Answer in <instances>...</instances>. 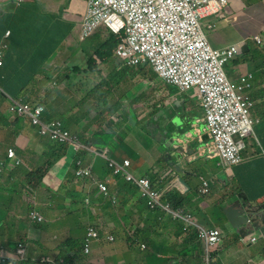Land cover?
<instances>
[{"label":"crops","instance_id":"1","mask_svg":"<svg viewBox=\"0 0 264 264\" xmlns=\"http://www.w3.org/2000/svg\"><path fill=\"white\" fill-rule=\"evenodd\" d=\"M3 4L7 7L0 17V28L4 31L0 34V45L5 42L4 33L10 32L11 35L7 40L9 50L4 57L2 70L0 166L11 164L7 156L10 149L15 151L23 166L13 172L4 170L1 176L0 244L6 246L11 235H26L27 240L35 241L41 247H30L31 254L33 251L42 253L32 254L34 259H37L36 255L56 257L62 243L72 236L71 228L74 226L64 219V212L67 208L70 212L82 208L79 205L71 206V202L55 201L61 190L67 187L68 176L74 173V160L67 151L61 157L62 148L54 149L51 141L42 137L28 122L16 124L9 108L12 100H23L30 106H43L45 123L61 122L79 139L80 133H83L91 141L95 134L103 131L104 136H111L112 143L118 145V149L112 148L116 149L113 157L120 163L130 161L133 175L159 176L160 191L181 192L190 205L189 213L196 216L199 223L203 218L200 224L205 229H219L222 232V246L215 264H264V227L260 234L253 232L247 236L259 237L257 242L242 245L222 213L223 208L236 201L238 196L253 204L264 205V0H228L221 13L202 20L206 36L214 48L240 46V52L226 66L228 79L238 85L242 76L248 73L253 76L245 94L254 103L251 117L258 122L254 125V134L246 139V147L241 153L242 163L228 173L224 171L205 133L201 105L194 101L195 95L198 100L196 90L189 94L192 103L188 104V100L184 102L186 114L173 131L160 134L158 138L154 134L151 137L144 133L140 118H146L147 113L149 117L152 113L146 112L143 99L148 87L145 74L130 75L129 69H124L115 60L101 63L99 59H94L97 62H90V49L78 46L85 2L57 4L54 0H5ZM211 23L215 24L214 29L208 28ZM257 37H260L261 43L257 42ZM75 49L80 51L73 54ZM90 63L95 67L90 68ZM85 80L96 86L86 89ZM92 94L99 98L96 103L91 102ZM103 100L105 105H99L98 102ZM184 103L178 102L177 107ZM132 113L136 114L137 121L132 127L126 126V114ZM156 113L159 114L156 122H159L162 113ZM149 137L157 144L152 148L146 142L144 149L153 150L143 151L141 145ZM164 138L165 141H162ZM161 142L168 146V150L160 154L163 157L170 155L172 163H168V159L166 162L156 160L154 151ZM86 158L84 163L89 156ZM54 162L56 165L49 167ZM177 163L178 172L175 168ZM201 179L209 184L208 195L200 194ZM39 181H42L41 187L37 186ZM28 185L36 192L37 210L48 222L44 227H34L27 220L30 208L25 201V193ZM81 190L79 187L75 193ZM212 191L218 197L211 195ZM224 193L228 194L227 199L221 198ZM134 213L141 211L135 209ZM105 214L100 206L94 207L93 216L100 219L101 225L115 227L113 219ZM212 214L223 227L214 225ZM71 217L74 221L78 220V215ZM178 225L184 227V231ZM160 227L164 234L156 235L154 230L152 235L156 240L154 250L158 254H163L168 248L172 249L173 256L178 257L180 264L201 263L203 246H200L198 254L192 249L193 242L184 245L190 239L186 232L188 228L176 224L169 216L160 222ZM98 247L114 249V252L101 258L91 256L90 262L93 264H110L108 259L114 255L119 257L117 264L124 263L125 245L102 244ZM136 262L139 263L138 260Z\"/></svg>","mask_w":264,"mask_h":264},{"label":"built area","instance_id":"2","mask_svg":"<svg viewBox=\"0 0 264 264\" xmlns=\"http://www.w3.org/2000/svg\"><path fill=\"white\" fill-rule=\"evenodd\" d=\"M86 1L88 10L82 22L81 39L91 36L102 24L114 31L127 28V36L120 45L118 54L121 57L128 55L134 62L147 60L151 55V63L166 83L178 86L183 91L197 90L202 99L201 106L214 148L226 163L237 165L243 143H235L232 137L235 133L245 137L252 130L249 114L253 104L243 94L249 86L248 79L252 76L247 74L241 78L239 85L232 84L226 75L225 66L239 53V47L233 45L222 49L213 48L202 26V20L221 13L227 1ZM18 113L30 117L34 124H39L42 110L32 111L30 108L19 107ZM43 133L46 134L47 131ZM48 134L74 152L85 150L98 155L95 149L82 146L77 138L63 131L60 124ZM76 175L89 178L92 176V167L80 169ZM128 180L132 178L128 177ZM99 187L101 192H107L106 186ZM32 219L42 221L35 214ZM200 236L209 248L215 247L219 242L218 232L206 233L201 230ZM24 253L20 247L19 255L22 258Z\"/></svg>","mask_w":264,"mask_h":264},{"label":"clouds","instance_id":"3","mask_svg":"<svg viewBox=\"0 0 264 264\" xmlns=\"http://www.w3.org/2000/svg\"><path fill=\"white\" fill-rule=\"evenodd\" d=\"M70 1H75V2H85L86 3V10L83 14V17H82V22H83V18L85 17L86 13H87V10H88V3L86 0H70ZM227 3H226V6L228 4V0H226ZM226 6L224 7V9L226 8ZM0 14H1V6H0ZM210 17V16H208ZM104 25L107 30H108V36L105 38V40L102 42L101 44V47L103 45L106 44V41L109 37V35L114 34L115 36H117L118 40H120L119 42V45L118 47L116 48L115 52H114V55H115V59L118 58V61H115V62H119V64L123 65V68L124 69H130V68H138L140 67L141 68V73L139 74H145V80H147V84L146 85H149V82L152 81V75L153 73H155L156 75L159 76V78L165 83L167 84L168 86H172V87H176V88H179L181 90L180 87L178 86H175V85H170L168 83H166L163 78L160 77L159 73L157 72V70L155 69V66L151 63V55L149 56V58L147 60H144V61H140V62H134L131 60V58L128 56V55H124L123 57H121L119 54H118V49L120 47V45L123 44V40L126 38L127 34H126V30L127 28H122L121 31H114L112 30L110 27H108L107 25L105 24H102ZM211 25H214L213 27H210ZM101 26V25H100ZM98 26L97 29L100 27ZM203 26V25H202ZM208 28L209 29H214L215 28V24H209L208 25ZM96 30V29H95ZM204 30V28H203ZM95 32V31H94ZM94 32L92 33V35L94 34ZM81 33H82V28H81ZM205 33V31H204ZM11 33L10 32H7L5 34V42H3V44L0 45V62H1V66H0V94L2 93V85H3V81H4V75L2 74V70L4 68V57L6 56V53L8 52L9 50V45L7 43V40L8 38L10 37ZM91 35V36H92ZM206 35V33H205ZM89 36V37H91ZM88 37V38H89ZM207 37V36H206ZM87 39V38H86ZM86 39H80L81 42H84ZM208 39V38H207ZM257 42L258 43H261V39L260 37H257L256 38ZM209 41V40H208ZM210 43V42H209ZM211 44V43H210ZM212 46V45H211ZM233 46V45H231ZM239 47V52H240V46L237 45ZM213 47V46H212ZM229 47V46H228ZM214 48V47H213ZM226 48V47H225ZM218 49H221V48H218ZM95 56V58H94ZM91 59H93V61L97 62L96 60L94 59H99L100 62H104L106 60H101L96 52L93 53V56L91 54L90 56ZM90 59V60H91ZM114 59V60H115ZM234 59V58H233ZM113 60V59H112ZM230 62V61H229ZM228 62V63H229ZM227 63V64H228ZM98 65H100V63H96ZM226 64V66H227ZM225 66V67H226ZM147 67H150V71L148 73H146V68ZM226 72V70H225ZM248 74H251V73H248ZM227 75V73H226ZM252 76V74H251ZM228 77V76H227ZM243 77V76H242ZM241 77V78H242ZM253 80V76L251 78L248 79V84L249 86L246 87L245 89L249 88L251 86V81ZM241 81V79H240ZM231 82V81H230ZM232 83V82H231ZM233 84V83H232ZM235 85V84H234ZM239 85V84H238ZM182 92H187V91H183L181 90ZM191 91V90H190ZM195 91V90H194ZM197 91V90H196ZM245 91V90H244ZM198 92V91H197ZM199 95V94H198ZM247 96V95H246ZM249 98V100L252 102V107L250 109V114H249V119L252 121V130L251 132L245 136V137H242L240 133H235L232 137L233 141L235 143H240L242 142L243 143V148L240 150L239 152V158H240V162L237 164V165H230L228 163H226L218 154V152L216 151V149L214 148L213 146V142H212V138L210 137V134L207 130V121L205 119V113H204V110L201 106V109L203 111V118H204V122H205V133L207 134V136L210 138L211 140V144L214 148V150L216 151V156L217 158L219 159V161L221 162L222 164V167L224 168V171L225 172H230V170L238 165H240L242 163V156H241V153L242 151L245 149L246 147V139L248 137H250L251 135L254 134V125L255 123H257L258 121H255L254 119H252L251 117V110L254 106V103L253 101L250 99L249 96H247ZM200 105H201V102H200ZM19 107H22V108H30L32 111H36L38 109H41L42 110V113L39 117V124H34L33 120L30 118V117H27L26 115H19L18 113V108ZM9 112L10 114L12 115L13 118H15V122L16 124H19L20 122H28L29 125L35 129H37L38 133L42 136V137H45V138H48L51 143L54 145L55 144H60L62 145V147H65L66 148V151L68 153L72 152L75 156H78V154H81V153H87L88 156L89 155H93V154H90L88 152H86L85 150H79L78 152H74L72 149H70L66 144H63L59 141H56V140H53L50 136L49 131L53 130L54 127L57 125V124H60L61 125V128L63 129V131L69 133L72 137H75L78 139L79 143L82 145V146H85L83 145L81 142H80V139L79 137L71 134L63 125L61 122H54L52 124H48V123H45L43 121V117L45 115V108L43 106H30L28 104H26L23 100H12L11 102V106L9 108ZM107 128V127H105ZM104 128V129H105ZM103 129V130H104ZM47 131V135L44 134L43 132L44 131ZM97 135H103L104 136V132H100L98 134H95L92 138H94L95 142H96V147L95 146H92L90 145L89 148H93L96 150L97 154L101 157V159L104 160V162H106V164L108 165V168L112 171L113 173V176L115 177H121L122 179H124L127 183H131L130 185L132 187H134L136 190H137V193H138V196L139 198H134L133 201L136 203L137 205V209L139 208V210L142 212V211H145L147 208L150 210V211H159L160 213H164L166 214V217L169 216L171 219H173L175 221V223H178V224H182L184 225L186 228H188L189 226H196L199 230V242H200V246H203V254L201 256V263L200 264H215V262L217 261L218 257H219V252H220V249H221V246H222V239H223V235H222V232L219 230V229H213V230H207L205 229L197 220L196 216H194L193 214L189 213V204H186V207L185 208H179V209H175L173 208L172 204L169 203L168 199H167V195L170 194V193H173V192H177L179 193L182 197L183 194H181V192L177 191V190H170V191H160L158 189V187H160V189L162 188V186L159 185V181H160V177L159 176H155V175H152L150 178L149 177H137L135 175H133V173L131 172V168H132V165H131V162L128 161V160H124L122 163L118 162L116 159H114L113 157V151L116 150H110V149H103V150H98L99 148V143H97V139H96V136ZM168 150V149H166ZM106 153V155L103 157V154ZM66 153V152H65ZM12 154V155H11ZM65 155V154H64ZM7 156H8V160L11 162L10 165H5V164H1L0 166V180H1V176L4 172V170H8L9 172H13L19 168H21L23 166V163L22 161L17 157L15 151L13 149H10L8 150V153H7ZM169 160L168 163H172V158L170 157V155H165L162 159L161 162H166V160ZM85 163L84 161H78L77 163V170L75 171L74 170V175L76 176L77 179H82V180H85V181H88V182H91L93 184L94 187H96L99 191H98V197L100 196H103L104 198H107L108 200H110L112 203H117V199L115 198V196H111L109 194V188H108V185H111L114 183V181H109V182H104V181H97L93 175L89 178H80L78 177L76 174H77V171L80 170V169H84ZM175 167L176 168V171L178 172V166L179 164H175ZM37 173V172H36ZM35 173V174H36ZM34 174V175H35ZM34 177V176H33ZM128 177H131L132 180H128ZM180 183H183L182 180H179ZM42 183V181H39L38 183ZM201 182H202V188L200 189V194L205 196V195H208L209 194V184L206 180L204 179H201ZM100 185H104L106 186L107 188V192L106 193H103L101 192L100 190ZM38 187L39 184L37 185ZM81 188V192L82 191H86L88 190L87 187H83L82 185H78L77 188ZM87 188V190H86ZM239 197V196H238ZM237 197V199H238ZM185 198V197H184ZM243 198V197H242ZM29 201H27V200ZM246 199V198H244ZM36 200H37V196H36V192L35 190L30 186H26V193H25V201L28 203V207L30 208L29 212H28V217H27V220L29 221V223L34 226V227H44L48 224L46 218L42 215V213H40L37 208H36ZM235 202V201H234ZM186 203H187V200H186ZM233 203V202H232ZM231 203V204H232ZM252 203V202H251ZM253 204V203H252ZM85 205L86 207L92 211V215H93V209L95 206H99V205H93L92 202L87 198L85 200ZM230 205V204H229ZM256 205V204H254ZM94 206V207H93ZM228 206V205H227ZM224 207L223 208V212H222V208H221V212L224 213V209L227 208ZM256 206H260V205H256ZM147 207V208H146ZM147 212V210H146ZM107 213V212H105ZM35 214V215H38L39 217L42 218V221L41 222H38V221H34L32 219V215ZM225 216V214H224ZM94 217V216H93ZM226 217V216H225ZM95 218V223H92L86 233H84V236H83V239H84V256L87 258L88 262H90V257L93 256V257H96L95 255H97V257H105L106 254H111V252H114V249H111V250H103L101 248H99L98 246H101L102 244H107V245H110V246H115L117 245L118 243H121L123 245H125V250L123 252V256H124V263L123 264H129L128 262H130L131 264H136V260L139 261L138 264H142L144 261L142 260V257H139V256H133L131 257L129 260L127 258V255H126V250H127V244H126V241L125 240H120L118 239L117 237V230L115 229L116 226H103L100 224V219L99 218ZM108 218L111 219V217L108 216ZM105 219V218H103ZM165 219V218H164ZM227 219V218H226ZM74 221V220H73ZM192 221L193 223L190 224L189 222ZM228 221V220H227ZM6 222V219L3 220V223ZM229 223V222H228ZM23 224V223H22ZM231 226V225H230ZM73 228L74 226L71 228L72 230V236L70 238H73L75 236L74 232H73ZM263 228V227H262ZM261 228V229H262ZM205 231L206 233H211V232H218V239H219V242L218 244L213 247V248H209L204 239L201 238L200 236V231ZM261 231V230H260ZM135 232V230H132L131 233H130V236H132V234ZM253 233V232H252ZM251 233V234H252ZM256 233V232H255ZM257 234V233H256ZM260 234V233H259ZM153 235V234H152ZM238 235V234H237ZM250 235V234H249ZM247 235V236H249ZM247 236L243 237V238H240V242L242 245H246L248 243H255L257 242L258 238L259 237H255V238H247ZM10 238H21L22 241H19L17 243V245H15L13 248H11L9 246V242L6 246H3V244H0V254H1V258H0V264H3L5 261H7L8 259H14L16 262H26V261H29V260H32L34 262H37L39 264H66L63 260H58V256L59 254L56 256V257H52V256H46V257H36L37 259H34L33 258V253L31 254L30 252V247L31 246H36V247H39L41 248L40 246H38L39 244L33 240H27V236L26 235H22V236H17V235H11L9 236V241H10ZM69 238V239H70ZM68 239V240H69ZM67 241V240H66ZM65 241V242H66ZM64 243V242H63ZM62 243V244H63ZM16 247V249H15ZM20 247L23 248V250L25 251L24 253V257L22 258L20 255H19V251H20ZM61 247V246H60ZM59 247V248H60ZM141 251L140 252L141 254H144L146 251H150V248L148 245H142L141 247ZM10 249H15L14 252L10 251ZM60 253V252H59ZM150 253H152V255L157 258L158 260H164V256L163 254H158V252H156L154 249H152L150 251ZM118 259L119 257L114 255L112 257H110L108 259V262L110 264H117L118 262ZM128 260V262H127ZM12 262V261H10ZM9 262V263H10ZM91 264H93L92 262H90ZM170 263V262H169Z\"/></svg>","mask_w":264,"mask_h":264},{"label":"trees","instance_id":"4","mask_svg":"<svg viewBox=\"0 0 264 264\" xmlns=\"http://www.w3.org/2000/svg\"><path fill=\"white\" fill-rule=\"evenodd\" d=\"M3 32L4 31L0 28V34ZM117 38V36L111 33L106 41V44L96 52L97 56L101 60L115 59L114 52L120 43V40H118ZM115 61H118V58L115 59ZM90 62H93V59H91ZM89 66L92 67L93 65L90 63ZM80 142L86 147H89L90 145L96 147L94 138H92L91 141H88L83 133H80ZM56 147L62 148L63 154L61 155V157L64 156L66 148L62 147V145L60 144L57 145L54 143L53 148L55 149ZM68 155L74 160L73 167L75 171L78 168V161H85V159H87L86 157L88 156L87 153H81L78 154V156H75L72 152L68 153ZM55 163L56 162H54V164H49V167H54L56 165ZM97 164L99 175H102L101 180L104 182L114 181L113 184L108 185V188L109 194L111 196H115V198L117 199V203H112L110 200L104 198L103 196L98 197L99 190L94 187L91 182L77 179L74 174H70L68 176L67 187L61 190V192L56 196L55 201L58 203L70 201L71 206L79 205L82 208L77 211H71L68 214L69 216L78 215V220L74 221L73 232L75 236L61 245V247L59 248L60 253L58 256V260H63L66 264H91L84 256L83 239L84 233H86L88 227L92 223H95V218L92 215V211L89 210L85 205V200L88 198L93 205H99L104 212L109 211V217L113 219L116 225L115 229L117 230V233L115 234H117L118 239L126 241V255L128 260L133 256H139L142 257V260L144 261L142 264H169V262L180 264L181 262L179 263L178 257L173 256L174 253L172 252V249L168 250V248H166V251L163 252L164 260H158L152 255V253H150V251L152 250V246L153 248L156 247V240L152 238V231L154 232V230H156V228L160 226V222L164 220L166 214L160 213L159 211H150L147 207V212L145 210L141 213H134L135 209H137V205L133 201V199L138 197L137 190L130 185L131 183H127L121 177L113 176L112 171L108 168V165L103 160H98ZM78 185L87 187V192L82 191L76 194L75 192ZM39 186H42L41 182L39 183ZM167 199L175 209L186 207V199L177 192L168 194ZM128 207H130V210L128 209ZM79 218H81V220ZM200 223H203V218L202 222L200 221ZM142 225L145 226L144 229L141 228ZM177 227L181 228V231H184L185 229L180 225H178ZM132 230H135V232L132 234V236H130ZM186 232L189 235L190 239L186 240L184 242V245L194 243V247L192 249H195L199 254L200 238L198 228L196 226H189ZM19 241H22V239L10 238L9 246L13 248ZM142 245H148L150 251H146L144 254H141L140 252L142 251L140 247ZM15 249H10V251L14 252ZM182 253L185 252L182 251ZM128 263L131 264L130 262ZM4 264L39 263L32 260L26 262H16L14 259H8Z\"/></svg>","mask_w":264,"mask_h":264},{"label":"rangeland","instance_id":"5","mask_svg":"<svg viewBox=\"0 0 264 264\" xmlns=\"http://www.w3.org/2000/svg\"><path fill=\"white\" fill-rule=\"evenodd\" d=\"M4 1H0V6H1L0 17H2V15L6 11L7 6H6V4H3ZM68 1H70V0H54V2L57 4H60L63 2H68ZM54 17L56 18L57 16H54ZM107 35H108L107 28L104 25H101L98 29L95 30L94 34L91 37L87 38L84 42L80 41V39H81V33H80L79 34V42L80 43L78 46H82V48H89L91 53H92V56H93L94 52H97L100 50L101 44L105 40ZM75 51H80V50H78V49L73 50V54H75ZM54 54L55 53H53L52 56ZM74 58H76V57H74ZM89 67L91 68V66H89ZM92 67L94 68L95 66H92ZM99 69L100 68L97 67V71H99ZM150 69H151L150 67H147L146 73H148L150 71ZM225 70H226V67H225ZM129 72H130V75H132V74L137 75V74L141 73V68L140 67L130 68ZM152 77H153L152 81L149 82V85L146 89V93L144 96L145 98H143V99H144L145 104H146V107H145L146 112L152 111L153 114L150 113V116L147 117L149 115L147 113L146 118L141 117L140 118V125H142L144 133H146L148 136L152 137L154 134L158 138L160 134H164L165 132H169L170 130L173 131L175 126L180 125L179 122L182 121L181 118L186 114V112L184 111V106H185L184 102H186L188 100V104L192 103L191 100L189 99V96H190L189 94L194 92V90L182 92L179 88L168 86L167 84H165L159 78V76L156 75L155 73H153ZM89 86L95 87L96 85L89 84L88 81L85 80L84 87L87 89ZM197 94H198V92H197ZM243 94L246 95L245 91L243 92ZM90 96H91V102H93V103H96L99 100V98H97V96L95 94H92ZM175 98L178 100L175 101ZM194 101H197L200 103L202 101V99L198 95V100H197V95H195ZM178 102H182V103H184V105L177 107ZM98 104L99 105H105V100L99 101ZM148 107H149V110H148ZM129 109L131 111V108H129ZM158 111L162 113L161 114L162 119H161V121L156 122V118L159 115L156 112H158ZM129 113L130 112H128L127 114H129ZM127 114H126V120H127L126 126L132 127L133 123H135L137 121L136 114L135 113H132L130 115H127ZM10 116H12V115H10ZM151 137H149V139L147 141L142 143L141 149L143 151L153 150V149H151V150L144 149L146 142H148L150 145H152V148L157 144V142L153 141L151 139ZM96 139L99 142L98 150H103V149L112 150V148H114V147L118 149V145L112 143V137L111 136L97 135ZM162 141H165V138ZM135 147L137 148L138 146H135ZM164 147L165 146L162 145V142H161L158 149L154 151V155H156L157 161H162L163 156H162V154H160V152L166 151V149ZM98 160H103V159H101V157L99 155H89V159L86 161L84 167L85 168L92 167L93 177L97 181H101L102 175H99V172L97 170ZM211 195L218 197L216 194H214L213 191H212ZM227 196H228V194L224 193L221 196V198L227 199ZM27 201H29V200H27ZM67 202L70 203V201H67ZM69 213H70V209L67 208L63 214V217L65 220H69V222L72 226V225H74V221L72 220V217L68 215ZM105 216L106 217L109 216V211H107ZM212 217L215 219V221H214L215 226L223 227L214 214H212ZM142 229H144L143 226H142ZM152 233H153V231H152ZM159 233L164 234L163 229L160 226L158 228H156V230H155L156 235H158ZM51 239H53V235L51 236ZM152 249H154L153 246H152ZM35 253L42 254L41 252L33 251V254H35ZM35 257H37V255Z\"/></svg>","mask_w":264,"mask_h":264},{"label":"water","instance_id":"6","mask_svg":"<svg viewBox=\"0 0 264 264\" xmlns=\"http://www.w3.org/2000/svg\"><path fill=\"white\" fill-rule=\"evenodd\" d=\"M164 148L168 149V146ZM224 214L231 228L236 231L240 238L252 232L259 234L261 228L264 227V205L256 206L242 196L228 205L224 209Z\"/></svg>","mask_w":264,"mask_h":264},{"label":"bare ground","instance_id":"7","mask_svg":"<svg viewBox=\"0 0 264 264\" xmlns=\"http://www.w3.org/2000/svg\"><path fill=\"white\" fill-rule=\"evenodd\" d=\"M4 263H5V262H4ZM4 263H3V264H4Z\"/></svg>","mask_w":264,"mask_h":264}]
</instances>
